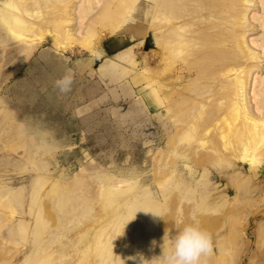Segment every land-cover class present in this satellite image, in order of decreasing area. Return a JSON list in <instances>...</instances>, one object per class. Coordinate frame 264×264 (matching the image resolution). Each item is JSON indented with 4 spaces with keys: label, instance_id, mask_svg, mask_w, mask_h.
Masks as SVG:
<instances>
[{
    "label": "rangeland",
    "instance_id": "rangeland-1",
    "mask_svg": "<svg viewBox=\"0 0 264 264\" xmlns=\"http://www.w3.org/2000/svg\"><path fill=\"white\" fill-rule=\"evenodd\" d=\"M82 1L0 0V264H264V0Z\"/></svg>",
    "mask_w": 264,
    "mask_h": 264
},
{
    "label": "clouds",
    "instance_id": "clouds-1",
    "mask_svg": "<svg viewBox=\"0 0 264 264\" xmlns=\"http://www.w3.org/2000/svg\"><path fill=\"white\" fill-rule=\"evenodd\" d=\"M73 82V74L69 71L54 82V87L61 94H67L71 91ZM170 240L168 251L163 250L161 256L162 264H204V258L213 252L212 235L198 222L186 224L177 229Z\"/></svg>",
    "mask_w": 264,
    "mask_h": 264
},
{
    "label": "bare ground",
    "instance_id": "bare-ground-1",
    "mask_svg": "<svg viewBox=\"0 0 264 264\" xmlns=\"http://www.w3.org/2000/svg\"><path fill=\"white\" fill-rule=\"evenodd\" d=\"M185 1H187V0H185ZM189 1H191L192 3H197L198 2V0H189ZM84 2H86V3H88L89 2V5H90V2H91V0H83L81 3V5L79 6V10H82V5H83V3ZM101 2V1H100ZM99 2V3H100ZM246 2H249L248 0H246ZM102 3L103 2H101L100 4H99V6L100 5H102ZM188 6L190 7L191 6V4L189 3L188 4ZM193 6V5H192ZM103 10H107L108 11V8H106V7H104V8H102ZM249 9V8H248ZM106 11V12H107ZM106 12H104V14L105 15H107V13ZM244 13V12H243ZM244 16H246V15H243V17ZM250 16H251V14H250ZM250 18V17H249ZM245 19V17L243 18V20ZM262 20V19H261ZM185 21V20H184ZM40 29V28H39ZM38 29V30H39ZM41 34H42V32H40ZM66 34V33H65ZM48 39H49V37H48ZM28 44H29V46H28V54L31 52V51H33V48H34V46H33V43H32V41L30 42V41H28ZM23 47V46H22ZM19 48V47H18ZM17 48V49H18ZM240 48H241V50L243 51V52H245L246 53V55L247 54H249L250 53V50H249V48H248V45H247V42L246 41H241L240 42ZM250 55V54H249ZM253 58H255V56H252ZM17 58V57H16ZM254 61V60H253ZM237 68V67H236ZM246 73H243V71H242V73L240 72L239 73V76L237 75V77L235 78V79H237V80H235V82H230L229 81V83L231 84V86H232V93H233V95L235 96V98L238 100V101H236L234 104H235V106H236V104H238V105H240L241 106V108L245 111V113L248 115V119H249V121L251 122V124H253L254 126H258L259 124H263L264 123V120H260V119H257V118H255L254 116H252V114H251V111H250V108H249V102H248V80H247V78L246 77H243L244 75H245ZM246 76V75H245ZM253 76H255V75H253ZM233 79V78H232ZM255 86H256V81H255V85H254V90H255ZM251 90V89H250ZM251 92V91H250ZM252 94V93H251ZM255 98V97H254ZM239 106V107H240ZM237 108H239L238 106H236ZM233 108H234V106H233ZM236 108V109H237ZM240 108V109H241ZM241 109V110H242ZM232 111V110H231ZM236 110H234V112H235ZM238 111V110H237ZM258 111V110H257ZM239 112V111H238ZM235 113H237V112H235ZM244 113V114H245ZM246 115V116H247ZM253 127V126H252Z\"/></svg>",
    "mask_w": 264,
    "mask_h": 264
}]
</instances>
